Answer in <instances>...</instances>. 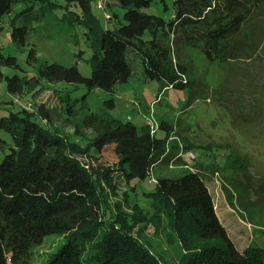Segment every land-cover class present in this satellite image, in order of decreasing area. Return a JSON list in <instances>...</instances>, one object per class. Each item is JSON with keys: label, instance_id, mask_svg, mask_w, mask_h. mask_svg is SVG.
Wrapping results in <instances>:
<instances>
[{"label": "trees", "instance_id": "trees-1", "mask_svg": "<svg viewBox=\"0 0 264 264\" xmlns=\"http://www.w3.org/2000/svg\"><path fill=\"white\" fill-rule=\"evenodd\" d=\"M16 1L0 0V16L9 13ZM33 1L49 8L56 5L51 0ZM64 1L66 13L61 19L85 28L90 74L84 76L76 65L54 61L42 62L31 77L3 76L0 70L11 96L3 102L12 106L0 116V129L11 137L0 161V264H27L32 248L47 235L62 236L64 243L45 264H264L263 249L236 248L218 219L200 170L154 178L155 188L141 192L149 200V209L130 202L129 192L150 179L154 165L168 164L180 149L193 145L172 135V126L163 119L157 125L161 136L151 132L145 121L138 126L111 114L114 87L133 74L128 47L140 55L145 80L161 81L162 89H184L194 82L187 64L174 54L173 44L200 49L209 61L235 59L240 45L233 38L264 0H173L169 20L140 11L151 0H114L122 10V21L115 25L116 14L109 13L105 20L113 28L104 27L93 14L96 0ZM109 3L104 0V8ZM26 33L25 26L13 27L12 42L24 45ZM29 58L36 60L33 48ZM1 66L18 68V63L14 56L0 53ZM61 82L82 86L87 92L102 89L112 96L103 100L99 112H79L53 91L54 112L61 116L60 102L67 104L63 123L72 131L64 133L39 121L53 123L46 103H34L35 108L29 109L17 102L19 96H35ZM5 144L0 137L1 150ZM104 151L114 155L113 165L92 166L85 161H97ZM115 173L125 187L121 199L110 202L107 196L115 197L118 188ZM162 224L178 242L171 263H165L142 239L149 225L159 233Z\"/></svg>", "mask_w": 264, "mask_h": 264}, {"label": "rangeland", "instance_id": "rangeland-1", "mask_svg": "<svg viewBox=\"0 0 264 264\" xmlns=\"http://www.w3.org/2000/svg\"><path fill=\"white\" fill-rule=\"evenodd\" d=\"M51 1L56 4L52 8L40 1L19 0L13 3L9 13L0 16V53L14 56L18 63V68L1 66L3 76H36L42 62L53 61L67 66L76 65L84 76L90 74V50L83 36L85 28L61 19L66 13L64 0ZM109 1L103 10L97 9L95 1L91 8L104 27L113 28L114 25L105 20L104 13L116 14L111 19L116 25L122 21V10L114 0ZM172 3L173 0H151L149 7L140 11L169 20L174 12ZM31 5L34 8H29ZM71 7L69 10L76 13ZM19 26L27 28L26 41L22 46L11 40L12 28ZM241 29L233 38L240 45L237 58L228 61H209L200 49L186 47L180 42L173 44L174 54L187 64L189 77L194 82L184 89H162L164 84L161 81L145 80L140 55L128 47L127 60L133 74L127 82L114 87L115 107L111 114L124 122L131 119L138 126L145 121L150 129L152 126L156 128L162 119L168 122L173 128L172 135L193 145L187 150L196 156L192 167L203 174L214 207L216 205L218 219L236 248L243 251L248 246H255L264 250V3L254 9ZM147 37L145 34L144 38ZM31 48L35 50L36 60L29 58ZM41 84L45 85L44 81ZM51 88L35 96H19L17 102L29 109L35 108L34 103H46L53 123L49 125L39 121L64 133L72 131L63 123L66 101L79 112H99L103 100L112 96L102 89L87 92L82 86L73 87L64 82ZM53 91L56 97L66 99L60 102L63 108L61 116L59 111L54 112L57 100ZM10 97L5 79H0V116L7 112V107L10 108L11 105L3 102ZM156 133L163 135L158 129ZM0 137L6 140L4 149H0L1 161L11 137L1 129ZM175 157L170 165L165 162L154 165L151 176H179L184 170L182 164L185 160ZM85 161L92 166L97 163L111 166L115 157L111 151H104L97 161ZM114 175L118 188L115 197L107 196L110 202L120 200L125 187L123 179L117 173ZM154 188L155 182L145 178L137 184L135 192H129L130 202L135 201L149 209V200L141 192ZM153 230L149 225L142 239L148 240L153 251L165 263L174 262L179 250L176 236L169 234L164 224L159 233ZM63 243L62 236H45L41 244L32 248L27 264H45L49 254Z\"/></svg>", "mask_w": 264, "mask_h": 264}, {"label": "built area", "instance_id": "built-area-1", "mask_svg": "<svg viewBox=\"0 0 264 264\" xmlns=\"http://www.w3.org/2000/svg\"><path fill=\"white\" fill-rule=\"evenodd\" d=\"M95 5H96L97 9H100V10L105 9L104 8V0H96ZM108 16H109V13L105 12L104 13V17L108 18ZM156 129H157V127L155 128V127L152 126L151 127V132H155L156 133ZM176 156H179V157H181V158H183L185 160V163L182 164V167L184 169L193 170L192 166H194L193 163H194V160L196 158L194 152L180 149L179 153ZM174 158L176 159V157H174ZM174 158L169 162V165H170L171 162H173L175 160ZM151 177L149 179L150 182H154V179H153L154 177H152V178Z\"/></svg>", "mask_w": 264, "mask_h": 264}, {"label": "clouds", "instance_id": "clouds-1", "mask_svg": "<svg viewBox=\"0 0 264 264\" xmlns=\"http://www.w3.org/2000/svg\"><path fill=\"white\" fill-rule=\"evenodd\" d=\"M167 165H169V163L167 164ZM155 178V177H154ZM215 208V207H214Z\"/></svg>", "mask_w": 264, "mask_h": 264}]
</instances>
